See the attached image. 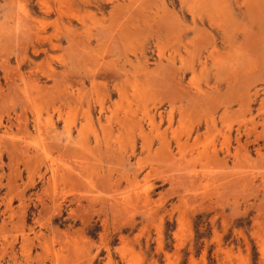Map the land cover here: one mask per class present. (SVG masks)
Returning a JSON list of instances; mask_svg holds the SVG:
<instances>
[{
  "label": "rangeland",
  "instance_id": "374dc122",
  "mask_svg": "<svg viewBox=\"0 0 264 264\" xmlns=\"http://www.w3.org/2000/svg\"><path fill=\"white\" fill-rule=\"evenodd\" d=\"M0 264H264V0H0Z\"/></svg>",
  "mask_w": 264,
  "mask_h": 264
}]
</instances>
